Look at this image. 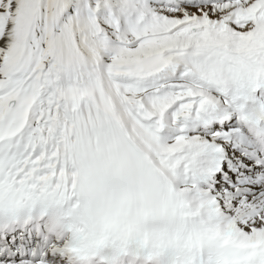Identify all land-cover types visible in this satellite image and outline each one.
Segmentation results:
<instances>
[{"label": "snow or ice", "instance_id": "snow-or-ice-1", "mask_svg": "<svg viewBox=\"0 0 264 264\" xmlns=\"http://www.w3.org/2000/svg\"><path fill=\"white\" fill-rule=\"evenodd\" d=\"M0 264H264V0H0Z\"/></svg>", "mask_w": 264, "mask_h": 264}]
</instances>
